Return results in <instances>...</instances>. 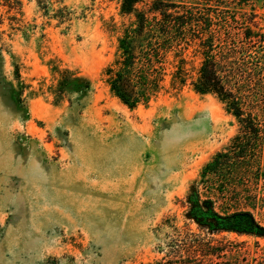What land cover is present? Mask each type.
Segmentation results:
<instances>
[{"label":"rangeland","instance_id":"obj_1","mask_svg":"<svg viewBox=\"0 0 264 264\" xmlns=\"http://www.w3.org/2000/svg\"><path fill=\"white\" fill-rule=\"evenodd\" d=\"M21 1L0 0V264H264V237L216 235L213 258L189 247V187L239 132L224 104L190 81L134 109L111 94L122 0ZM247 5L264 25L263 1ZM64 68L91 80L85 97L56 94ZM253 191L264 225V177Z\"/></svg>","mask_w":264,"mask_h":264},{"label":"trees","instance_id":"obj_2","mask_svg":"<svg viewBox=\"0 0 264 264\" xmlns=\"http://www.w3.org/2000/svg\"><path fill=\"white\" fill-rule=\"evenodd\" d=\"M205 1L212 12L206 16L196 0H148L144 8L138 6L144 0H122L121 13L132 20L123 24L117 55L103 74L111 94L132 109L148 106L168 83L178 89L190 81L196 93L214 95L236 118L239 132L186 194L185 217L201 232L192 233L189 247L213 258L224 251L213 244L216 235L264 237L253 195L264 177V25L255 8L247 10L250 0ZM5 2L10 9L22 6L21 0ZM190 47L200 63L188 68ZM57 71L56 94L72 90L85 97L92 90L88 77Z\"/></svg>","mask_w":264,"mask_h":264}]
</instances>
